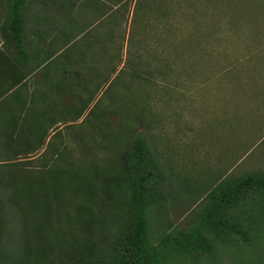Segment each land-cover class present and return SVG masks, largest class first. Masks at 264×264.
<instances>
[{"label":"trees","instance_id":"16d2710c","mask_svg":"<svg viewBox=\"0 0 264 264\" xmlns=\"http://www.w3.org/2000/svg\"><path fill=\"white\" fill-rule=\"evenodd\" d=\"M28 1L5 0L15 32ZM52 1L46 111L0 140V264H264V169L217 178L188 228L152 232L167 176L145 124L147 87L176 61L197 73L223 60L215 83L263 100L264 0Z\"/></svg>","mask_w":264,"mask_h":264},{"label":"rangeland","instance_id":"374dc122","mask_svg":"<svg viewBox=\"0 0 264 264\" xmlns=\"http://www.w3.org/2000/svg\"><path fill=\"white\" fill-rule=\"evenodd\" d=\"M0 3L5 11V0H0ZM133 4L134 1L131 2V9ZM129 24L128 17L127 28ZM260 61L263 67L258 69L263 70L264 60ZM214 62L215 59L209 57L206 60L208 70L193 73L197 70L196 65L186 68L185 62L184 69L180 61H176L172 64L175 73H169L167 78L156 75L162 83H150L147 87L152 99L150 107L153 116L147 118L145 124H148L152 134L153 152L158 155L167 176L165 204L152 212L149 218L155 234L165 228H188L204 203H196V200L217 178L264 169V98L259 101L246 99L247 93L235 92L236 86L233 87L229 81L215 83L213 77L225 61H219L217 66ZM251 66L244 68V72L252 75ZM241 74L242 84L248 86L245 82L247 76L243 72ZM261 75L262 89L264 70ZM229 111H239L243 115L239 124L243 123L238 128L231 125L233 115ZM109 119L116 125L115 115ZM150 120L157 123L152 124ZM88 125L86 123L85 127ZM141 128L144 129V126ZM233 129H236L235 133ZM106 153L99 150L98 158L106 157ZM38 164L39 161L33 163L34 166ZM261 245L264 246V238Z\"/></svg>","mask_w":264,"mask_h":264},{"label":"crops","instance_id":"0c3cea01","mask_svg":"<svg viewBox=\"0 0 264 264\" xmlns=\"http://www.w3.org/2000/svg\"><path fill=\"white\" fill-rule=\"evenodd\" d=\"M55 12L52 0H29L15 32L4 22L0 3V140L10 132L14 137L17 126L46 111L40 93L56 83V70L46 64L55 49Z\"/></svg>","mask_w":264,"mask_h":264}]
</instances>
